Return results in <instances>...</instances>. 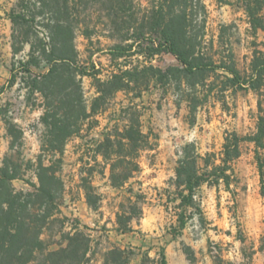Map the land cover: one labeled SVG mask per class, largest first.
Listing matches in <instances>:
<instances>
[{
  "label": "rangeland",
  "instance_id": "rangeland-1",
  "mask_svg": "<svg viewBox=\"0 0 264 264\" xmlns=\"http://www.w3.org/2000/svg\"><path fill=\"white\" fill-rule=\"evenodd\" d=\"M154 1L0 0V88L5 87L0 93V169L13 164L30 183L38 184L35 173L40 161L44 166L56 162L62 182L60 208L42 238L49 250L55 251L66 245L65 237L74 227H86L90 251L85 264H106V254L114 247L134 252L130 264H159L162 252L167 264H215L218 257L225 264H264V250L260 249L264 243V197L254 144H242V155L232 165L229 188L223 183L198 188L197 209L181 230L175 182L186 145L194 143L202 156L219 153L227 132L245 136L255 130V93L230 90L222 98L218 90L224 77L212 76L203 84L200 78L179 72L165 86L152 84L134 103L144 113L143 131L150 134L153 148L138 158L141 171L123 188L114 189L109 181L110 166L96 153L97 143L114 124L125 125L122 111L132 95L118 93L105 112L86 118L63 145L53 146L51 123L67 116L74 121L79 108L32 92L23 81L20 61L34 54L39 66L31 67L33 75L44 74L49 70L47 55L53 46L60 48L64 42L75 49L78 66L94 65L101 71L99 77L107 79L117 70L111 49L131 43L123 38L149 26ZM246 1L204 0V40L191 41L197 51L215 60L231 51L243 74L249 72L254 49L264 50V34H255L251 27L244 10ZM196 10L191 27L194 33H201ZM53 33L58 38L53 39ZM153 64L181 68L169 54L157 57ZM78 79L83 106L90 113L97 88L91 77ZM13 185L18 190H33L23 180ZM87 186L100 198L98 209L87 204ZM124 211L135 216L131 230L125 233L117 230V214Z\"/></svg>",
  "mask_w": 264,
  "mask_h": 264
},
{
  "label": "trees",
  "instance_id": "trees-1",
  "mask_svg": "<svg viewBox=\"0 0 264 264\" xmlns=\"http://www.w3.org/2000/svg\"><path fill=\"white\" fill-rule=\"evenodd\" d=\"M203 1L155 0L149 26L123 38L126 41L132 40L131 43L119 44L111 49L117 70L107 79L99 77L101 71L94 65L78 66L75 49L67 42L60 48L52 47L45 59L49 70L44 74L33 75L31 67L39 66L34 54L29 60L19 62L24 74L23 81L32 92H40L46 98L51 95L54 102L64 101L79 108L74 121L67 116L51 123V132L55 135L54 140H51L53 146L63 145L79 131L80 123L86 118L105 112L118 93L132 95L131 103L122 111L125 125L120 127L114 124L107 129L105 138L97 143L96 153L103 157L105 165L110 166L109 181L114 189L123 188L136 172L141 171L138 158L142 152L153 148L150 134L143 131L141 118L144 113L139 109V104L134 103L152 84L165 86L175 77V72H179L188 78L198 77L203 84L209 77H224L223 86L218 90L222 98L230 90L234 93L252 91L256 94L258 112L255 130L251 134L242 136L236 132H227L222 150L219 153H206L205 156L197 153L194 143L183 148L175 181L178 194L176 199H180L177 208L181 210L178 213L179 230L184 229L187 220L194 216L198 188L204 184L219 186L222 183L229 188L234 172L232 165L241 157V146L245 142L255 145L261 195L264 197V50L254 49L249 72L245 74L237 68L231 51L219 60L197 51L191 41L204 40L207 10ZM244 4L255 34H264V0H248ZM195 9L201 18V33H194L191 27ZM56 36L53 33V39L58 38ZM165 54L172 55L181 68L164 69L153 64L157 57ZM78 76L91 77L97 88L90 113L83 106L82 85ZM4 90L5 87L0 88V93ZM212 91L209 88L208 94L211 95ZM55 163L44 166L43 161H40L35 173L38 184L30 183L25 173L13 164L0 169V264H85L89 260L90 238L84 230L86 227H74V232L65 237L66 245L59 250L50 251L42 238L44 229L60 208L62 182L54 167ZM16 180L29 183L33 190L16 189L13 185ZM85 192L88 206L98 209L100 198L95 195L94 189L87 186ZM134 217L131 212L118 213L117 230L123 233L130 231ZM260 249L264 250V243ZM133 255L132 250L114 247L107 252L105 262L130 264ZM225 263L221 257L215 260V264ZM159 264H167L164 252Z\"/></svg>",
  "mask_w": 264,
  "mask_h": 264
}]
</instances>
